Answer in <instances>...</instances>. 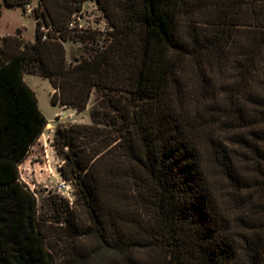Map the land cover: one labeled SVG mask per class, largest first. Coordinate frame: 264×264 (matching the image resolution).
Masks as SVG:
<instances>
[{"label": "trees", "instance_id": "1", "mask_svg": "<svg viewBox=\"0 0 264 264\" xmlns=\"http://www.w3.org/2000/svg\"><path fill=\"white\" fill-rule=\"evenodd\" d=\"M39 1L35 41L0 38V264H264V0H97L110 37L71 61L86 0ZM25 72L53 105L97 91L53 138L86 215L41 220L20 179L49 124Z\"/></svg>", "mask_w": 264, "mask_h": 264}, {"label": "rangeland", "instance_id": "2", "mask_svg": "<svg viewBox=\"0 0 264 264\" xmlns=\"http://www.w3.org/2000/svg\"><path fill=\"white\" fill-rule=\"evenodd\" d=\"M2 3L0 0V34H10L16 29L13 31L14 34L20 31L25 35V40L34 39L37 22L35 9L39 6L40 1L33 0L29 4L30 9L25 7V10L21 7L3 8ZM71 28L73 29L70 34L72 38L64 42L69 61L84 54L86 49L84 43L78 38L79 33L92 31L97 35L99 43L104 44L105 39L110 37L112 25L97 0H86L82 10L74 14ZM28 81L33 86L35 85L40 108L50 120L49 123L52 127L46 126L40 138L32 146L28 157L20 164V179L35 195L38 215L41 220L49 221L48 223L55 222L54 195H59L60 199L63 197L68 200L70 205L78 203L80 212L86 215L83 199L75 183L67 181L60 173L63 161L53 146V138L59 125L91 123L90 112L96 103L97 91H93L87 109L77 111L68 106L54 107L52 105L51 98L54 88L49 80L31 75L28 76ZM64 182H66V187L62 186Z\"/></svg>", "mask_w": 264, "mask_h": 264}, {"label": "crops", "instance_id": "3", "mask_svg": "<svg viewBox=\"0 0 264 264\" xmlns=\"http://www.w3.org/2000/svg\"><path fill=\"white\" fill-rule=\"evenodd\" d=\"M17 7H19V6H16V7H7V6H5V5H3V8H8V9H12V8H17ZM22 8V7H21ZM24 10V9H23ZM25 12V11H24ZM18 29V28H17ZM16 30V29H15ZM15 30H13V31H15ZM12 31V33H10V34H0V38H3V37H5V36H8V35H15L14 34V32ZM21 37H23V38H25V35L24 34H22L21 33ZM28 40H31V41H35L36 40V33H35V38L34 39H28ZM40 76V77H42V78H45V77H43V76H41V75H38V74H34V73H29V72H25V74H24V79H25V81L32 87V89L35 91L36 89H35V85L33 86L29 81H28V76ZM45 79H47V78H45ZM47 80H49V79H47ZM50 82V81H49ZM51 84V83H50ZM52 86V85H51ZM35 92H37V91H35ZM37 94V93H36ZM37 97H38V94H37ZM38 101H39V98H38ZM53 105V104H52ZM60 104H58V105H53L54 107H57V106H59ZM39 107H40V105H39ZM41 109V108H40ZM42 111V110H41ZM50 121V120H49Z\"/></svg>", "mask_w": 264, "mask_h": 264}, {"label": "built area", "instance_id": "4", "mask_svg": "<svg viewBox=\"0 0 264 264\" xmlns=\"http://www.w3.org/2000/svg\"><path fill=\"white\" fill-rule=\"evenodd\" d=\"M26 7H27V9H30L29 4H27ZM44 38H45V37H44ZM62 186H63V187H66V182H64V183L62 184Z\"/></svg>", "mask_w": 264, "mask_h": 264}, {"label": "bare ground", "instance_id": "5", "mask_svg": "<svg viewBox=\"0 0 264 264\" xmlns=\"http://www.w3.org/2000/svg\"><path fill=\"white\" fill-rule=\"evenodd\" d=\"M48 127H52V125L49 123L48 125H47Z\"/></svg>", "mask_w": 264, "mask_h": 264}]
</instances>
